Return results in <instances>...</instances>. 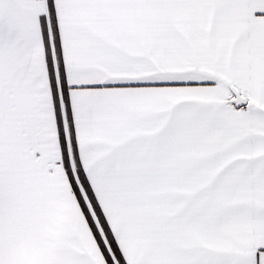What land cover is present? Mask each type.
Masks as SVG:
<instances>
[{
    "label": "snow or ice",
    "instance_id": "6c2138e0",
    "mask_svg": "<svg viewBox=\"0 0 264 264\" xmlns=\"http://www.w3.org/2000/svg\"><path fill=\"white\" fill-rule=\"evenodd\" d=\"M0 264H264V0H0Z\"/></svg>",
    "mask_w": 264,
    "mask_h": 264
}]
</instances>
